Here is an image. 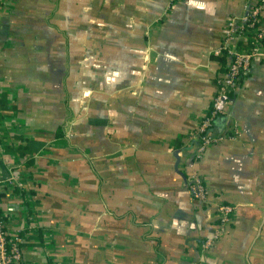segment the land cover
<instances>
[{"label":"crops","instance_id":"obj_1","mask_svg":"<svg viewBox=\"0 0 264 264\" xmlns=\"http://www.w3.org/2000/svg\"><path fill=\"white\" fill-rule=\"evenodd\" d=\"M249 1L0 0V182L22 184L0 183V215L19 264H264V60L211 129L239 136L195 156L213 50ZM195 172L234 206L210 249Z\"/></svg>","mask_w":264,"mask_h":264},{"label":"built area","instance_id":"obj_2","mask_svg":"<svg viewBox=\"0 0 264 264\" xmlns=\"http://www.w3.org/2000/svg\"><path fill=\"white\" fill-rule=\"evenodd\" d=\"M215 56L225 57L226 72L216 83V92L209 112L201 119L196 132L200 145L196 149V159L200 160L207 151L224 139L237 138L238 132L232 131L213 137L211 129L226 112L230 94L239 89L242 76L250 71L254 60H264V0H250L242 15L232 16L227 20L224 35L219 45L213 50ZM9 186H21L16 177L0 182ZM192 199L199 207L212 203L216 208L219 230L207 239L204 249H210L225 230L226 224L232 221L234 206L223 202H212L210 191L203 178L194 173L189 182ZM6 221L0 215V264H19L23 257L22 239L18 231L8 230Z\"/></svg>","mask_w":264,"mask_h":264},{"label":"trees","instance_id":"obj_3","mask_svg":"<svg viewBox=\"0 0 264 264\" xmlns=\"http://www.w3.org/2000/svg\"><path fill=\"white\" fill-rule=\"evenodd\" d=\"M221 58L225 62L224 65H223V71H222V73H225L226 72V64H227L226 58L225 57H221ZM229 96L231 97V94ZM223 203H226V202H223ZM226 204H229V203H226Z\"/></svg>","mask_w":264,"mask_h":264},{"label":"rangeland","instance_id":"obj_4","mask_svg":"<svg viewBox=\"0 0 264 264\" xmlns=\"http://www.w3.org/2000/svg\"><path fill=\"white\" fill-rule=\"evenodd\" d=\"M189 182H190V180H189Z\"/></svg>","mask_w":264,"mask_h":264}]
</instances>
